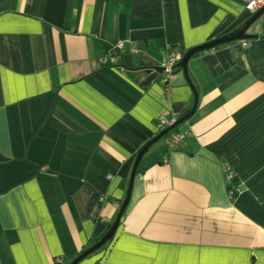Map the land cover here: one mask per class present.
Returning <instances> with one entry per match:
<instances>
[{"label": "crops", "instance_id": "crops-1", "mask_svg": "<svg viewBox=\"0 0 264 264\" xmlns=\"http://www.w3.org/2000/svg\"><path fill=\"white\" fill-rule=\"evenodd\" d=\"M245 1L0 0V264H69L105 235L157 118L192 104L179 68L146 69L240 30ZM245 36L190 58L192 116L78 264H264V13Z\"/></svg>", "mask_w": 264, "mask_h": 264}, {"label": "water", "instance_id": "water-1", "mask_svg": "<svg viewBox=\"0 0 264 264\" xmlns=\"http://www.w3.org/2000/svg\"><path fill=\"white\" fill-rule=\"evenodd\" d=\"M263 13H264V7L262 9H260L259 11H257L256 13H254L250 17L248 22L240 30H238L234 33L228 34V35H226L220 39H216L214 41H210V42L202 44L200 46L193 47L181 56L180 61L177 63L176 67L181 70V73H182L187 85L189 86V88L192 92L193 99H192V104H191L190 108L183 115L178 117L171 126L160 131L156 136H154L150 141H148L138 151V153L135 156V159H134V162H133V165L131 168V172L129 175L125 197L122 201V204L119 208V211H118L114 221L112 222L108 232L96 244H94L93 246L88 248L86 251L81 253L78 257H76L70 264H78L84 258H86L87 256L91 255L92 253L96 252L101 247H103L104 244H106V242H108L114 236V234L117 230L120 218H121V216H122V214H123V212H124V210L128 204L130 192H131V188H132V184H133V180H134V176L136 174L138 164H139L142 156L153 144L158 142L160 139H163L170 131L174 130L175 128H177L180 125H182L183 123H185L192 116V114L196 108V104H197V93H196L194 87L192 86V84L189 80V77H188V73H187V63L190 60V58L193 57L197 53L208 51V50L214 49L218 46H222V45L230 43V42L239 41L242 39H249L250 37L245 36V30L247 29V27L251 23H253L255 20H257ZM162 72H163V68L154 67V68L146 69L147 77L140 84V86L148 85L152 80H154Z\"/></svg>", "mask_w": 264, "mask_h": 264}, {"label": "built area", "instance_id": "built-area-1", "mask_svg": "<svg viewBox=\"0 0 264 264\" xmlns=\"http://www.w3.org/2000/svg\"><path fill=\"white\" fill-rule=\"evenodd\" d=\"M264 7V0H247L244 2L243 4V8L245 11H247L250 14H254L257 11H259L260 9H262ZM124 41L118 42L115 45V48L118 50H121L123 47ZM248 44L246 42L241 43V47L243 48H247ZM180 56L177 53H172L169 55L166 65L163 68V72L165 74H170L171 71L173 70V68L177 65V63L179 62ZM115 59H112V62H114ZM174 123V119H166L162 116L158 117L156 120V128L158 129V131H161L169 126H171ZM179 141V137L177 135H171L168 139H167V143L168 145H173L178 143ZM110 179V177H109ZM102 200V198H101ZM62 260H58V264H62Z\"/></svg>", "mask_w": 264, "mask_h": 264}, {"label": "trees", "instance_id": "trees-1", "mask_svg": "<svg viewBox=\"0 0 264 264\" xmlns=\"http://www.w3.org/2000/svg\"><path fill=\"white\" fill-rule=\"evenodd\" d=\"M176 134L177 133V128H175L174 130H172L169 134ZM168 134V135H169ZM139 171V170H138ZM110 226H111V224H108L107 226H106V231H105V234L107 233V231L109 230V228H110ZM102 237H97V238H94L93 240H92V243H91V245L93 246L94 244H96L100 239H101ZM70 264V263H69Z\"/></svg>", "mask_w": 264, "mask_h": 264}, {"label": "bare ground", "instance_id": "bare-ground-1", "mask_svg": "<svg viewBox=\"0 0 264 264\" xmlns=\"http://www.w3.org/2000/svg\"><path fill=\"white\" fill-rule=\"evenodd\" d=\"M180 58H181V57H180ZM179 61H180V59H179ZM175 67H176V66H175ZM175 67H174V68H175Z\"/></svg>", "mask_w": 264, "mask_h": 264}]
</instances>
